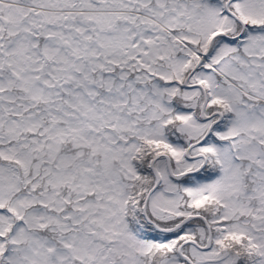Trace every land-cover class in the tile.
<instances>
[{
    "label": "snow or ice",
    "instance_id": "obj_1",
    "mask_svg": "<svg viewBox=\"0 0 264 264\" xmlns=\"http://www.w3.org/2000/svg\"><path fill=\"white\" fill-rule=\"evenodd\" d=\"M0 264H264V0H0Z\"/></svg>",
    "mask_w": 264,
    "mask_h": 264
}]
</instances>
